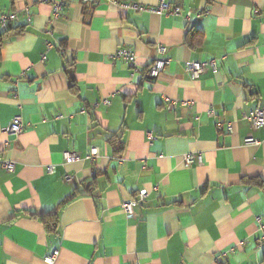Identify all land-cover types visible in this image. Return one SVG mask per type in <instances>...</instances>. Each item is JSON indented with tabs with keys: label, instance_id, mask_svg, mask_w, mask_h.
I'll use <instances>...</instances> for the list:
<instances>
[{
	"label": "crops",
	"instance_id": "1",
	"mask_svg": "<svg viewBox=\"0 0 264 264\" xmlns=\"http://www.w3.org/2000/svg\"><path fill=\"white\" fill-rule=\"evenodd\" d=\"M118 2L0 0L22 31L0 56V156L16 163L0 166V264L55 252L54 264H264V127L243 119L264 108V0H167L177 15L135 8L160 0ZM159 45L169 63L148 82ZM213 60L193 79L190 63ZM16 116L25 129L10 136ZM65 151L81 160L65 164ZM190 153L201 162L185 165ZM143 189L129 218L121 204Z\"/></svg>",
	"mask_w": 264,
	"mask_h": 264
},
{
	"label": "built area",
	"instance_id": "2",
	"mask_svg": "<svg viewBox=\"0 0 264 264\" xmlns=\"http://www.w3.org/2000/svg\"><path fill=\"white\" fill-rule=\"evenodd\" d=\"M102 0H81L83 4H93L96 5L100 3ZM107 2L119 4L118 0H105ZM64 3L59 2L56 3L53 7V15L55 19H58L61 15V11L63 9ZM129 7V6H128ZM134 7V6H132ZM136 9H140L141 11H156L159 14H179L181 12L180 7H176L173 10L170 8V4L167 2V0H160V4L155 9H145L143 7H135ZM201 15L198 14V18H200ZM28 22H31V16H27ZM19 21V16L17 13H3L0 14V29L7 30L11 26L15 25ZM47 51L53 49L55 47L54 42H47L46 43ZM157 56L154 58L153 62L149 66L148 72L144 77V80L148 82H153L157 78L160 77L161 73L163 72L165 66L169 63V60L166 58L167 48L164 45H159L157 47ZM114 57L122 59L125 63L129 65L135 72L137 71L138 67V61H137V55L136 53L130 49V48H121L117 53H115ZM43 60L47 59L46 54L43 55ZM212 69L213 71L217 70V62L215 60L209 61V62H192L188 66V70L190 74L192 75L193 79L197 80L200 78V76L207 70ZM167 109L169 111L173 110L176 106V102L173 101H167ZM105 105H109V100H104ZM185 105H191V103H184ZM210 117H214L215 113L213 109L209 111ZM243 119L247 121L252 129L257 130L262 127H264V108L257 106L249 113L244 114ZM229 130H232L233 128L229 125ZM25 129V124L23 122V119L21 116H16L13 118L11 123L6 128L5 132L6 134L10 136H18L23 133ZM149 140H153L154 136L153 134H148ZM247 144L250 143H257L258 141L253 138L252 136L248 137L245 141ZM5 146L7 144H4ZM3 150V146L0 144V152ZM100 156V151L97 147H92L90 149V152L87 154L86 159L94 161ZM64 162L65 164L69 165L72 163H76L81 160L80 156L77 153L65 151L63 153ZM196 161L201 162V155L200 154H187L184 156V162L185 165L190 166L194 164ZM0 166L8 173H13L15 171L16 163L7 159H4L0 156ZM56 167L54 165H50L47 167V171L50 174H54L56 172ZM65 179L70 182L73 180L72 176L66 175ZM149 195V191L147 189L140 190L136 196H134L131 200L126 201L121 204V209L126 213V215L129 218H133L136 216V208L140 205H143L146 202V199ZM257 222L261 223L262 217H257ZM243 245V243H241ZM264 245V237L261 239L259 246ZM59 255V252H55L54 255L48 256L44 259L45 263L47 264H54L57 257Z\"/></svg>",
	"mask_w": 264,
	"mask_h": 264
},
{
	"label": "trees",
	"instance_id": "3",
	"mask_svg": "<svg viewBox=\"0 0 264 264\" xmlns=\"http://www.w3.org/2000/svg\"><path fill=\"white\" fill-rule=\"evenodd\" d=\"M22 31H19L18 28L13 29L12 26L5 30L3 33L0 34V56H1V51L5 42V39L9 38L11 35L21 33ZM55 215H44L42 217V221L46 224L48 231L55 232L57 229V222L54 221ZM47 218V219H46Z\"/></svg>",
	"mask_w": 264,
	"mask_h": 264
}]
</instances>
